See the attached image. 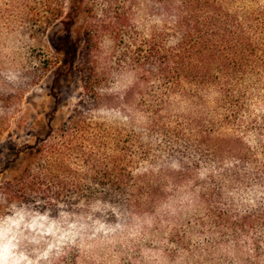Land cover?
I'll return each instance as SVG.
<instances>
[{"label": "trees", "instance_id": "1", "mask_svg": "<svg viewBox=\"0 0 264 264\" xmlns=\"http://www.w3.org/2000/svg\"><path fill=\"white\" fill-rule=\"evenodd\" d=\"M174 1L158 2L166 11L162 28L144 29L137 0H81V96L50 141L36 147V166L3 194L44 210L65 206L97 225L101 216L116 219V206L126 215L155 211L185 183L206 200L216 174L224 182H264V3L230 9L222 0ZM7 2L0 17L17 11L39 27L57 21L65 5ZM114 70L133 81L110 94L105 84ZM105 101L129 128L92 120V108ZM135 127L178 142L179 157L167 161L176 165L137 173L151 153ZM242 219L248 232L264 227V207Z\"/></svg>", "mask_w": 264, "mask_h": 264}, {"label": "rangeland", "instance_id": "2", "mask_svg": "<svg viewBox=\"0 0 264 264\" xmlns=\"http://www.w3.org/2000/svg\"><path fill=\"white\" fill-rule=\"evenodd\" d=\"M7 1L0 5L9 8ZM142 1L138 20L144 29L162 28L166 11L159 0H146V10ZM222 1L235 9L254 0ZM10 15L0 17V264H264V227L248 232L242 219L264 207V182L254 179L224 182L216 174L206 200L199 187L185 183L168 191L155 211L126 215L116 206V219L101 216L97 225L65 206L44 210L3 194V186L36 166V147L50 141L81 96L77 63L86 19L81 0H65L63 15L46 27L17 11ZM132 81V74L114 70L106 92L116 94ZM91 113L94 121L129 128L116 104L105 101ZM135 130L151 153L137 173L176 165L167 161L179 157L178 142ZM248 139L255 143L252 135Z\"/></svg>", "mask_w": 264, "mask_h": 264}]
</instances>
